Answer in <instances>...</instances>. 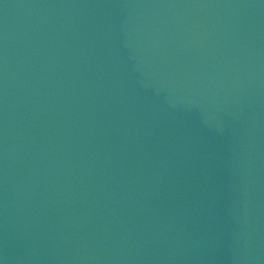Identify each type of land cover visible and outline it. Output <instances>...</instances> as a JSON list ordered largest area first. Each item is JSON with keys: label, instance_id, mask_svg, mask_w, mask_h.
<instances>
[{"label": "water", "instance_id": "1", "mask_svg": "<svg viewBox=\"0 0 264 264\" xmlns=\"http://www.w3.org/2000/svg\"><path fill=\"white\" fill-rule=\"evenodd\" d=\"M0 264H264V0H0Z\"/></svg>", "mask_w": 264, "mask_h": 264}]
</instances>
